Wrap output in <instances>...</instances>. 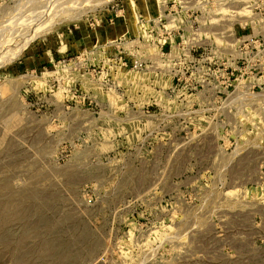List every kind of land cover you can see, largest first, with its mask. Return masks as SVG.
Listing matches in <instances>:
<instances>
[{
  "label": "rangeland",
  "instance_id": "374dc122",
  "mask_svg": "<svg viewBox=\"0 0 264 264\" xmlns=\"http://www.w3.org/2000/svg\"><path fill=\"white\" fill-rule=\"evenodd\" d=\"M256 3L0 0V264H264Z\"/></svg>",
  "mask_w": 264,
  "mask_h": 264
},
{
  "label": "built area",
  "instance_id": "2783aa9c",
  "mask_svg": "<svg viewBox=\"0 0 264 264\" xmlns=\"http://www.w3.org/2000/svg\"><path fill=\"white\" fill-rule=\"evenodd\" d=\"M255 10H259L260 12L261 11H264V0H260V3L259 4H257L256 3V6H254L253 7ZM144 63H142V62H139V63H134L133 64V68L134 69H136V68H142V65H143Z\"/></svg>",
  "mask_w": 264,
  "mask_h": 264
},
{
  "label": "crops",
  "instance_id": "0c3cea01",
  "mask_svg": "<svg viewBox=\"0 0 264 264\" xmlns=\"http://www.w3.org/2000/svg\"><path fill=\"white\" fill-rule=\"evenodd\" d=\"M35 58H36V57H35ZM32 61H33L32 63H34V62H35V60H34V59H33ZM38 61H39V60H38Z\"/></svg>",
  "mask_w": 264,
  "mask_h": 264
},
{
  "label": "bare ground",
  "instance_id": "6f19581e",
  "mask_svg": "<svg viewBox=\"0 0 264 264\" xmlns=\"http://www.w3.org/2000/svg\"><path fill=\"white\" fill-rule=\"evenodd\" d=\"M58 6V5H57ZM59 7V6H58ZM54 8V7H53Z\"/></svg>",
  "mask_w": 264,
  "mask_h": 264
}]
</instances>
